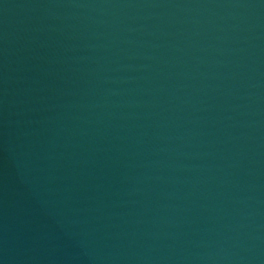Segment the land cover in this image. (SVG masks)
<instances>
[{"label":"water","instance_id":"obj_1","mask_svg":"<svg viewBox=\"0 0 264 264\" xmlns=\"http://www.w3.org/2000/svg\"><path fill=\"white\" fill-rule=\"evenodd\" d=\"M0 264H264V0H0Z\"/></svg>","mask_w":264,"mask_h":264}]
</instances>
